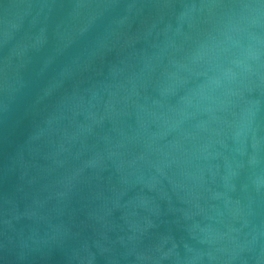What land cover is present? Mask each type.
<instances>
[{
  "label": "water",
  "instance_id": "water-1",
  "mask_svg": "<svg viewBox=\"0 0 264 264\" xmlns=\"http://www.w3.org/2000/svg\"><path fill=\"white\" fill-rule=\"evenodd\" d=\"M0 264H264V0H0Z\"/></svg>",
  "mask_w": 264,
  "mask_h": 264
}]
</instances>
